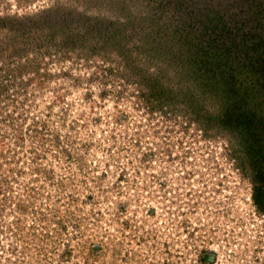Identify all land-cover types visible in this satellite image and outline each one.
<instances>
[{"label": "rangeland", "instance_id": "374dc122", "mask_svg": "<svg viewBox=\"0 0 264 264\" xmlns=\"http://www.w3.org/2000/svg\"><path fill=\"white\" fill-rule=\"evenodd\" d=\"M255 191L264 0H0V264H264Z\"/></svg>", "mask_w": 264, "mask_h": 264}, {"label": "trees", "instance_id": "16d2710c", "mask_svg": "<svg viewBox=\"0 0 264 264\" xmlns=\"http://www.w3.org/2000/svg\"><path fill=\"white\" fill-rule=\"evenodd\" d=\"M212 47H214V45ZM211 54L212 53H210V50H208V52L204 51V52L198 53L199 58H198L197 64H196L197 67L198 68H202L204 70V73L208 76L207 80L209 82V87H208L209 90H210L211 86H213L212 83H211L212 80H214L215 85H217V80H218L217 79V71L218 70H221V67L219 65L218 59H216V57L214 55H211ZM224 74H225V71L224 70H223V72L221 71L220 74H219V83H221V84H219V83L218 84H219L220 89L223 88V87L224 88L226 87V86H224V84L227 83L228 78L230 77V76H226V74L225 75ZM222 75H224V76H222ZM220 89H217V88H215L213 86L214 92H210V91L208 92L207 91L206 93H211V94L212 93H215L218 96V97H216V99H218L219 102H220L221 101L220 99L222 98L221 97L222 95L219 93ZM241 91L242 90L240 88H238L235 93L237 95H241L240 94ZM229 98L228 99H224L225 101L228 100L230 102V104L226 103L225 106H224V107H226V112L229 114L230 111H231L235 116H238V117L242 116V118L247 116L249 118V121L253 122V120L250 117V115H247V114H250V113L253 112V111L250 112L248 110V107L249 106L246 105L247 104V101L244 100V99H242V100H239V102L236 103V101L229 100ZM231 103H233V104H231ZM240 103H244V107L247 106L246 107L247 109L245 111L243 109V106L240 105ZM249 108H255V107L254 106H251ZM253 115H255V114H253ZM249 121H248V123H249ZM254 123H259L258 126H260V121L259 120L256 121V122H254ZM247 127H248V124H247ZM252 129H254V128H252ZM251 145H252V148L253 149L256 148V146L254 144H251ZM253 200L256 203V206L260 210H262L264 212V197L262 195H260V194L258 195V192L255 191V196H254Z\"/></svg>", "mask_w": 264, "mask_h": 264}]
</instances>
